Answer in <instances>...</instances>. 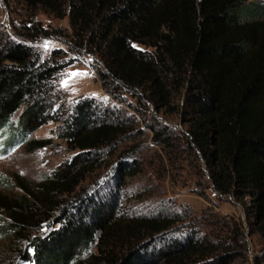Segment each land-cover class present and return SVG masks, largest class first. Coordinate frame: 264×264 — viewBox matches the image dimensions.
I'll use <instances>...</instances> for the list:
<instances>
[{"label": "trees", "instance_id": "trees-1", "mask_svg": "<svg viewBox=\"0 0 264 264\" xmlns=\"http://www.w3.org/2000/svg\"><path fill=\"white\" fill-rule=\"evenodd\" d=\"M22 1L59 17L68 8L73 53L96 55L97 78L112 98L124 90L156 109H181L188 116L186 143L201 152L215 190L250 197L252 224L264 237L263 1ZM26 28L29 37L38 34L36 26ZM53 54L41 60L23 41L0 38L3 136L14 145L55 120L60 138L78 151L35 192L27 189L23 207L2 201L11 220L5 227L17 233L26 214L59 196L52 227L31 237L21 257L32 264H230L225 242L191 229L176 233V216L121 210L124 178L136 167L131 147L110 163L107 184L81 188L106 154L133 139L134 120L94 97L54 109L53 82L73 60ZM47 144L26 140L32 149Z\"/></svg>", "mask_w": 264, "mask_h": 264}, {"label": "rangeland", "instance_id": "rangeland-1", "mask_svg": "<svg viewBox=\"0 0 264 264\" xmlns=\"http://www.w3.org/2000/svg\"><path fill=\"white\" fill-rule=\"evenodd\" d=\"M26 26H36L38 34L29 37L31 29ZM70 33L65 6L59 17L38 6L28 7L22 0H0V38L23 41L40 54L41 60L54 50L60 54L53 57L73 60L53 82L54 109L62 105L67 108L83 97H94L115 105L134 120L133 139L118 145L113 156L106 154L103 164L86 175L81 188L92 190L107 184L111 178L110 163L131 147L136 167L135 173L123 181L122 211L128 216H176L180 219L173 226L176 233L191 229L214 242H225L232 251L230 264H264V237L252 224L255 219L250 197L215 190L201 152L186 143L188 116L181 109H156L124 90L112 98L97 78L99 59L92 54L73 53ZM59 125L50 120L30 134L26 140H48L47 146L35 149L29 148L26 140L11 145L7 135L3 136L5 128L0 129V264H32L21 257L20 251L27 248L31 237L44 235L52 227L59 196H50V204L41 210L27 212L23 229L17 233L5 227L11 220L2 201H18L23 207L21 196L27 194V189L35 192L39 182L74 158L78 151L71 150L60 138Z\"/></svg>", "mask_w": 264, "mask_h": 264}]
</instances>
